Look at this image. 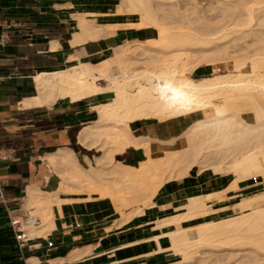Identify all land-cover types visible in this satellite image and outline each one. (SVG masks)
<instances>
[{
	"label": "bare ground",
	"instance_id": "1",
	"mask_svg": "<svg viewBox=\"0 0 264 264\" xmlns=\"http://www.w3.org/2000/svg\"><path fill=\"white\" fill-rule=\"evenodd\" d=\"M170 1L116 0L117 13L136 15L138 19L132 26H153L157 36L147 43L145 40L127 41L113 48L112 55L102 57L96 63L80 61L72 67L36 75L38 93L26 99L24 104L51 105L61 97L78 100L95 93L112 92L109 99L94 107L98 118L81 131L83 144L100 151L95 162L84 167L77 162L72 150L60 149L47 155V161L62 178L59 190L29 189L27 203L38 205L40 212L45 211L42 226L30 227L38 235L48 230L52 223L51 206L55 201L60 204L59 191H87L108 197L117 211L128 219L136 213L141 214L144 206L153 204V196L166 181L182 179L192 168L231 173L234 180L229 188L236 187V182L241 179L264 177V43L256 46L252 53L248 49L243 55L230 54L226 44L227 40L235 41L241 35V39H245L251 34L254 21L264 25V0L221 1L226 7H222L218 15L217 22L223 31L219 33L217 28L218 34L215 33L217 25L210 23L214 19L210 13L202 27L196 24L198 18L191 17L190 13L185 14L183 25H170L166 15L157 11ZM84 15H79L81 32L75 34L73 43L111 33L117 26L98 25L93 19L90 22L85 17L89 21L86 20ZM204 24L213 26L210 27L213 32L208 30V35L220 34L219 37H208L203 32L207 27ZM251 32L255 36V32ZM236 34L240 36L235 37ZM263 37L260 36L259 41L264 40ZM217 40L224 44L219 50L205 48L209 43L217 47L220 43L216 46L214 41ZM208 50L209 53L213 50L212 54L221 51L222 55L214 57L211 54L209 58ZM201 59L204 64L225 60L229 73L191 76L190 72L199 66ZM102 80L107 83L102 84ZM141 117L160 121L191 120L181 133L168 139H156L161 143L176 144L177 138L184 135L186 147L153 156L151 142L155 139L134 136L129 128L131 120ZM128 145L142 147L147 154L138 166L114 161L115 153ZM219 193L215 191L190 198L188 215L207 214L206 199H215ZM259 201H264V188L243 196L236 207L244 210L237 215L179 227L168 233L170 247L180 254V259L170 264H206L207 260L212 264L219 261V252L224 250L233 255L247 249L248 253L254 254L248 255L255 260L256 256H264V205H259Z\"/></svg>",
	"mask_w": 264,
	"mask_h": 264
},
{
	"label": "crops",
	"instance_id": "2",
	"mask_svg": "<svg viewBox=\"0 0 264 264\" xmlns=\"http://www.w3.org/2000/svg\"><path fill=\"white\" fill-rule=\"evenodd\" d=\"M116 9V0H0V264H170L180 254L170 247L168 233L237 215L244 210L236 207L243 196L261 189L263 181L258 177L238 180L236 187L229 188L234 180L231 173L192 168L182 179L166 181L153 196L154 205L144 206L141 214L128 219L108 197L59 191L61 201L52 203L48 230L38 235L25 227L27 239L22 243L16 239L8 214L18 208L35 210L27 203L29 189L55 192L60 188L62 178L47 161L48 154L66 148L84 167L95 162L100 151L83 144L81 131L98 118L94 107L112 92L78 100L61 97L51 105L24 101L38 93L37 74L80 61L96 63L127 41L146 39L149 26H132L137 16L118 14ZM80 14L98 25L117 26L111 33L73 43L81 32ZM213 71V65L202 64L191 76ZM175 121L183 130L179 118L141 117L131 120L129 128L134 136L154 138L151 154L158 156V140L177 135L169 128ZM146 158L144 148L133 145L114 155L115 162L134 166ZM215 191L221 193L206 199L207 214L188 215L190 198ZM42 224L41 219L36 227Z\"/></svg>",
	"mask_w": 264,
	"mask_h": 264
},
{
	"label": "rangeland",
	"instance_id": "3",
	"mask_svg": "<svg viewBox=\"0 0 264 264\" xmlns=\"http://www.w3.org/2000/svg\"><path fill=\"white\" fill-rule=\"evenodd\" d=\"M195 1V2H194ZM221 1H223V0H171L170 2L171 3H168V5H165V7H158V12L160 13H162V15H166L165 17L167 18V21L170 23V25H183L184 24V22H186L185 20H186V18H185V14L186 13H190V15H192L191 17H197L198 19H199V21H197L196 20V24L197 25H200L199 27H202V24H203V22L205 21V23L207 22V18H206V16H207V14H209V15H212V16H214V19H212L211 20V24H216L215 26H216V30L215 31H217V28L219 29V33L220 32H223L222 31V28H221V24H219L218 25V22H217V20L220 18V17H218V15L221 13V11H222V9L224 8V6L226 5H224V3L222 4L221 3ZM225 1V0H224ZM229 1H231V0H229ZM234 1V0H233ZM238 1H240V0H238ZM242 1V0H241ZM157 2V1H156ZM156 2H154L155 3V5L157 4ZM187 2V3H186ZM193 2V3H192ZM234 2H237V0H235ZM184 3V4H183ZM227 3H229L228 1H227ZM171 4H173V5H171ZM202 6V7H201ZM209 6V7H208ZM217 6V7H216ZM187 7V10L185 9ZM223 7V8H222ZM226 7V6H225ZM196 8H197V10H196ZM221 8V9H220ZM203 11H202V10ZM179 11V12H178ZM183 12V13H182ZM220 12V13H219ZM227 12V11H226ZM233 12V11H232ZM164 13V14H163ZM197 13V14H196ZM199 13V14H198ZM228 13V12H227ZM202 14V15H201ZM229 14H231V11H230V13ZM196 15V16H195ZM199 15V16H198ZM259 15H262V14H259ZM136 16V15H135ZM169 16V17H168ZM217 16V17H216ZM177 18V19H176ZM205 18V19H204ZM179 20H181V21H179ZM257 21V20H256ZM256 21H254L253 22V27H252V30L255 32V36L254 35H252L253 33L250 31L249 33H251V34H248V36L247 37H245V39L244 38H242L241 39V37H242V35H241V37L239 38L238 37V35L236 34V36L235 37H238V39L237 38H235V41H233L234 39H230V40H232V41H230V40H227L228 41V43H229V45H228V43H226L227 44V46H228V52L230 53V52H232V53H230V54H237V53H239L238 55H243V52H244V54L246 53V52H248V49H249V52H253L254 50L253 49H255L256 48V46H259L260 44H262V42L264 43V40L262 39V41H259V37L261 36V37H263V33H264V28L262 29V27H264V25L261 27L260 25H259V23H257ZM197 22H199V23H197ZM215 22H217V23H215ZM255 24V25H254ZM205 26H207L206 24H204ZM203 25V28H205V26ZM209 26V25H208ZM207 26V27H208ZM214 26V27H215ZM218 26H220V27H218ZM260 26V27H259ZM198 27V26H197ZM206 27V29H204V30H206V31H204L203 30V32H206V34H207V36L208 37H213L214 38V33H212L213 35H208L209 34V32H208V30L210 31V30H212L210 27H213V26H210V27H208V28H210V29H208ZM229 27H231V26H229ZM203 28H201V30L203 29ZM221 28V29H220ZM224 28V27H223ZM228 28V27H227ZM147 29H148V33H147V37H146V39H143V40H145L146 41V43H147V40H149V39H154L156 36H157V32H156V28H154L153 26H149V27H147ZM254 29H256L257 31H255ZM261 30L262 31V33H261V31H259V30ZM221 30V31H220ZM214 31V32H215ZM202 32V31H201ZM211 32H213V31H210V33ZM215 33H217L218 34V31L217 32H215ZM261 33V34H260ZM216 34V35H217ZM220 35V34H219ZM219 35H217L218 37H219ZM260 35V36H259ZM217 36H215V37H217ZM240 36V35H239ZM233 38V37H232ZM264 38V37H263ZM238 40V41H237ZM241 40V41H240ZM223 43L224 42H226V40L224 41V39H222L221 40ZM247 41H249L248 43H247ZM258 41V42H257ZM218 42H220L219 40H217V41H214V43H215V45L218 43ZM222 42H220V43H218L219 45L217 46V47H213V46H211L210 45V43L208 44V47H205V48H209V50H210V48H219L222 44ZM261 42V43H260ZM136 42H133V44H135ZM213 43V44H214ZM235 43V44H234ZM257 43V44H256ZM212 44V43H211ZM212 44V45H213ZM224 45V44H223ZM222 45V46H223ZM242 47H241V46ZM210 46V47H209ZM231 48V49H230ZM206 49V50H207ZM236 49V50H235ZM242 49V50H241ZM209 50H208V53H209ZM216 50V49H215ZM219 50V49H218ZM212 52H213V50H212ZM212 52L211 53H209V54H207L208 55V57L210 58L211 56H209V55H211L212 54ZM221 52V51H220ZM219 52V54H220V56L222 55V52L220 53ZM112 53H113V51H112ZM112 53L110 54V55H112ZM217 53V52H216ZM214 54V55H213ZM212 54V56H214V57H220L219 56V54H215V52ZM222 60V59H221ZM221 60H217V61H214V62H212V63H207V64H209V65H213V67H214V71H213V73L212 74H214V73H216V72H224V73H229V69H228V67L226 66V61L225 60H223V61H221ZM204 60H199V66L200 65H202V64H204ZM113 71H116V68H113ZM192 73V71L190 72V74ZM211 74V75H212ZM101 83L103 84H105V83H107V80H102L101 81ZM179 119H181V118H179ZM182 120V122H183V124H184V128H183V130L186 128V126L191 122V120H187L186 118H182L181 119ZM187 121V122H186ZM169 128L172 130L171 132H173V133H181L183 130H182V127L179 125V121H175V122H173L170 126H169ZM182 130V131H181ZM175 136V135H174ZM185 139V136L184 135H181V137L179 136L178 138H177V140H176V144L175 143H173V144H170V143H161V142H159V151L156 153V155H163V154H165L166 153V151H168V150H179V149H181V148H184V147H186V143L185 142H183V140ZM253 177H258L259 179H261V181H263L262 182V184H261V189L262 188H264V177H262V176H252L251 178H253ZM259 205H264V201H259V203H258ZM28 206H34L35 207V210H34V213L36 214V215H38V216H40L41 217V219H42V221H43V223L45 222V216L43 215L44 214V212L45 211H42V212H40L39 211V206L38 205H35V204H29ZM231 252L229 251V250H224V251H221V252H219V257H220V259H219V261L218 262H212V264H264V256L263 255H261V258H259L260 256H256V260L252 257L251 258V256H249V255H251L252 254V256L254 255L253 253H248V250L247 249H245V250H241V251H238V252H236V253H234L233 255H231L230 254ZM249 254V255H248ZM217 257V256H216ZM213 258H215L214 256H213ZM250 258V259H249ZM259 258V259H258ZM249 259V260H248ZM252 259V260H251ZM251 260V261H250ZM208 262L206 263V264H209L211 261H209V260H207ZM176 262V261H175ZM198 262V261H197ZM196 262V263H197ZM211 264V263H210Z\"/></svg>",
	"mask_w": 264,
	"mask_h": 264
},
{
	"label": "built area",
	"instance_id": "4",
	"mask_svg": "<svg viewBox=\"0 0 264 264\" xmlns=\"http://www.w3.org/2000/svg\"><path fill=\"white\" fill-rule=\"evenodd\" d=\"M16 213H9V219L12 228L17 232L16 239L22 243L27 239V233L25 227L38 226L41 223L40 216L34 213L32 208L26 207L23 209H17Z\"/></svg>",
	"mask_w": 264,
	"mask_h": 264
}]
</instances>
